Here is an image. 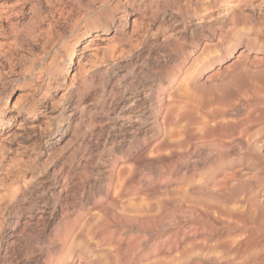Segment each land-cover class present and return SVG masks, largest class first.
I'll list each match as a JSON object with an SVG mask.
<instances>
[{"label": "rangeland", "instance_id": "obj_1", "mask_svg": "<svg viewBox=\"0 0 264 264\" xmlns=\"http://www.w3.org/2000/svg\"><path fill=\"white\" fill-rule=\"evenodd\" d=\"M0 11V264H264V0Z\"/></svg>", "mask_w": 264, "mask_h": 264}, {"label": "bare ground", "instance_id": "obj_2", "mask_svg": "<svg viewBox=\"0 0 264 264\" xmlns=\"http://www.w3.org/2000/svg\"><path fill=\"white\" fill-rule=\"evenodd\" d=\"M103 2V1H102ZM91 3V2H90ZM190 6V5H189ZM157 8V7H156ZM10 9V8H9ZM13 10V9H12ZM0 16H1V11H0ZM205 17H212L210 14L202 16L198 18V22L202 23L205 19ZM149 18V17H148ZM133 19V23H134ZM152 21V20H151ZM134 25V24H132ZM153 25V24H152ZM126 26V25H125ZM5 27V26H4ZM102 30V31H101ZM99 33H95L94 35H89L91 38H87V41L82 46V51L80 53V56L77 60V63L75 67L71 68L70 76H69V84L73 83L76 77H80L81 79L87 74L88 72V67L91 66L94 61L99 58L101 55H108L113 53L114 49V39L112 40H107V42H104V38L101 37L100 35L105 34V30L101 29ZM139 32V31H138ZM159 32V31H158ZM171 33V32H170ZM156 34V33H155ZM112 36V35H111ZM258 37V36H257ZM109 38V37H108ZM205 41V40H204ZM104 42V44H102ZM132 43V42H131ZM183 43V41H182ZM207 41L204 43H201L202 48L205 49L207 47ZM199 44V43H198ZM122 47V46H121ZM176 47H179V45H176ZM182 48V47H181ZM2 50V49H1ZM72 50V49H71ZM242 51H245L244 49ZM238 54L240 56L241 52ZM185 54V53H184ZM113 55V54H112ZM237 55V58L239 56ZM111 57V56H110ZM82 58H85V61H82ZM103 58V57H102ZM236 58V59H237ZM88 65V66H87ZM93 66V65H92ZM85 78V77H84ZM139 82V81H138ZM137 83V82H136ZM148 86V85H147ZM157 97V96H156ZM147 99V98H146ZM165 100V99H164ZM131 104V103H130ZM168 103H160V105L157 107V111H155V115H153L152 118H154V121L159 122V124H166L169 122V117L167 115L166 111L167 110V105ZM134 106V105H133ZM120 113V112H119ZM122 113V112H121ZM119 116V115H118ZM157 124V123H156ZM163 134V133H162ZM250 236V235H249ZM237 246V245H236Z\"/></svg>", "mask_w": 264, "mask_h": 264}]
</instances>
